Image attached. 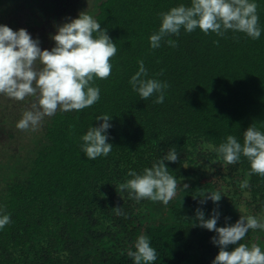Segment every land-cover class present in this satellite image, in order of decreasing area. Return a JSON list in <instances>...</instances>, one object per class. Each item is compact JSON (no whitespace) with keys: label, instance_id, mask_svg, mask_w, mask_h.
<instances>
[{"label":"trees","instance_id":"16d2710c","mask_svg":"<svg viewBox=\"0 0 264 264\" xmlns=\"http://www.w3.org/2000/svg\"><path fill=\"white\" fill-rule=\"evenodd\" d=\"M47 1L56 6L40 0L0 3V24L16 14L17 31L26 29L42 50H51L57 27L87 11L107 29L118 52L110 78L95 81L101 90L95 105L45 117L35 131L16 128L34 98L0 96V210L11 216L0 230V264H134L127 251H135L141 234L157 250L153 264H212L220 250L212 242L217 233L198 226L197 209L205 219L217 210V227L233 225L241 215H264V177H247L250 162L243 156L224 167L215 151L228 135L243 143L252 125L264 131V0H256L262 29L257 40L231 30L220 37L181 29L158 49L149 37L159 30L160 13L190 6L191 0ZM139 60L148 78L170 85L162 104L132 90L129 80ZM104 114L112 117V151L89 160L81 137L99 127L103 121L95 118ZM172 147L179 159L165 165L180 186L168 205L137 203L127 191L117 192L116 185L131 178L128 171L142 173ZM245 178L250 188L241 190ZM221 186L218 203H200ZM118 206L127 218L116 215ZM238 243L264 250V230H249Z\"/></svg>","mask_w":264,"mask_h":264},{"label":"clouds","instance_id":"9594fccd","mask_svg":"<svg viewBox=\"0 0 264 264\" xmlns=\"http://www.w3.org/2000/svg\"><path fill=\"white\" fill-rule=\"evenodd\" d=\"M160 18L159 30L149 37L152 49H158L166 37H178L181 29L187 33L199 29L205 35L215 33L220 37L231 30L244 33L253 40L259 39L262 32L256 0H191L190 6L180 4L172 7L160 13ZM51 39L55 46L51 50H42L39 39H33L26 29L16 31L0 24V96L15 101L34 98L16 124V128L24 132L37 130L45 117H52L57 112L83 111L92 107L100 100L101 92L95 81L106 80L112 74L111 61L118 48L107 29L102 28L87 11L59 25ZM214 43L218 45L219 41ZM167 44L178 47L177 41L172 39H168ZM138 64L139 70L129 80L132 90L142 100L156 96L154 103L162 104L170 85L148 78L143 60H139ZM162 74L163 70L159 75ZM95 119L103 123L99 127L91 126L81 137L82 152L89 160L107 157L113 147L107 135L112 117L104 114ZM215 151L224 167L237 164L243 156L250 162V171L246 176L264 177V131L254 125L243 133V143L228 135ZM178 159L179 153L172 147L163 158L144 168L142 173L128 171L127 176L131 178L116 185L117 192L127 191L129 199L137 203L150 200L168 205L177 195L180 185L165 161L175 163ZM222 187L205 193L200 203L204 204L207 200L218 203L223 197L220 194ZM183 188L187 189L188 185L184 184ZM239 188H250L249 179L240 181ZM113 211L127 218L123 207L118 206ZM219 216L220 213L214 209L211 218L205 219L204 212L197 209L198 226L217 233L212 242L220 250L212 264H264V250L260 245L238 243L246 238L249 230H264V215H241L235 224L217 227ZM10 223V214H2L0 210V230ZM237 244L234 250H227L230 245ZM134 248L135 251L131 248L127 251L134 264H153L158 258L157 250L147 235H139Z\"/></svg>","mask_w":264,"mask_h":264},{"label":"rangeland","instance_id":"374dc122","mask_svg":"<svg viewBox=\"0 0 264 264\" xmlns=\"http://www.w3.org/2000/svg\"><path fill=\"white\" fill-rule=\"evenodd\" d=\"M7 1L8 0H0V3L2 4V3H4V4H7ZM38 2V0H22V2H24V4L26 3V2H29V3H33V2ZM41 1H44L43 2V5H45V6H47L48 5V2H50V4L52 5H54V6H56V2L55 1H47V0H40V2ZM9 4V3H8ZM3 8V7H2ZM2 8H1V10H2ZM13 17H10V18H8V19H6V21L4 22V25H7V26H9L10 28H12L13 30H16L17 31V26H16V22H17V19H18V17L16 16V14H13L12 15ZM24 18H25V20L27 21L28 20V18L29 17H25L24 16ZM27 18V19H26ZM50 44H48V46H49Z\"/></svg>","mask_w":264,"mask_h":264}]
</instances>
